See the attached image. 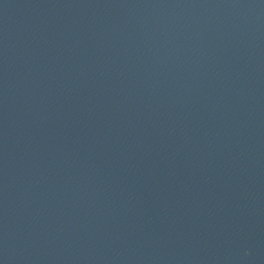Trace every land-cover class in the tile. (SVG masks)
<instances>
[{
  "label": "water",
  "instance_id": "95a60500",
  "mask_svg": "<svg viewBox=\"0 0 264 264\" xmlns=\"http://www.w3.org/2000/svg\"><path fill=\"white\" fill-rule=\"evenodd\" d=\"M0 264H264V0H0Z\"/></svg>",
  "mask_w": 264,
  "mask_h": 264
}]
</instances>
